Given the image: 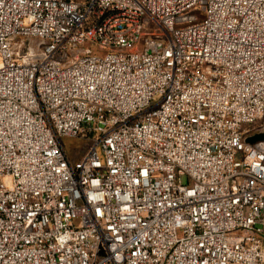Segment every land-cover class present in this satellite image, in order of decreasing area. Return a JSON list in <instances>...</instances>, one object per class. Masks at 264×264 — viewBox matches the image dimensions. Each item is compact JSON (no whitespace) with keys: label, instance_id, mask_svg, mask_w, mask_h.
I'll use <instances>...</instances> for the list:
<instances>
[{"label":"built area","instance_id":"2783aa9c","mask_svg":"<svg viewBox=\"0 0 264 264\" xmlns=\"http://www.w3.org/2000/svg\"><path fill=\"white\" fill-rule=\"evenodd\" d=\"M262 133L264 0H0V264H264Z\"/></svg>","mask_w":264,"mask_h":264},{"label":"rangeland","instance_id":"374dc122","mask_svg":"<svg viewBox=\"0 0 264 264\" xmlns=\"http://www.w3.org/2000/svg\"><path fill=\"white\" fill-rule=\"evenodd\" d=\"M63 141L67 145L69 153H71L73 159L79 157V152L81 150L84 154V152H86L91 146V143L88 140L65 138ZM184 181H187V179L185 178Z\"/></svg>","mask_w":264,"mask_h":264},{"label":"water","instance_id":"95a60500","mask_svg":"<svg viewBox=\"0 0 264 264\" xmlns=\"http://www.w3.org/2000/svg\"><path fill=\"white\" fill-rule=\"evenodd\" d=\"M261 139H264V134H257L255 136H252V137H249L247 139L248 142H255V141H258V140H261Z\"/></svg>","mask_w":264,"mask_h":264}]
</instances>
